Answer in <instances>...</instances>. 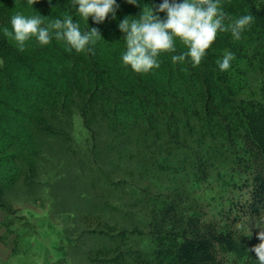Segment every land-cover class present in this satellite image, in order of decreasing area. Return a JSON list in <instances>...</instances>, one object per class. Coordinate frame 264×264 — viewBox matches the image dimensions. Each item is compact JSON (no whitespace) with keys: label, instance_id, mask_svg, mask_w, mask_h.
<instances>
[{"label":"trees","instance_id":"1","mask_svg":"<svg viewBox=\"0 0 264 264\" xmlns=\"http://www.w3.org/2000/svg\"><path fill=\"white\" fill-rule=\"evenodd\" d=\"M117 3L116 20L95 24L73 0H0V211L8 214L0 226L11 231L16 203L48 200L68 240L75 237L67 257L48 264H222L219 248L249 253L252 242L187 219L183 198L188 181L205 182L227 164L252 181L264 209V0H222L232 19L254 17L239 41L218 33L198 67L164 53L147 74L120 60L118 24L142 7ZM18 12L46 22L71 16L102 38L94 53L34 38L21 52L3 35ZM186 50L177 41V54ZM227 51L235 59L220 72ZM77 115L89 133L84 143L75 137Z\"/></svg>","mask_w":264,"mask_h":264},{"label":"clouds","instance_id":"2","mask_svg":"<svg viewBox=\"0 0 264 264\" xmlns=\"http://www.w3.org/2000/svg\"><path fill=\"white\" fill-rule=\"evenodd\" d=\"M27 2L33 6L37 0ZM125 2L142 7V11L138 17L125 16L118 24L125 44L120 60L123 66L139 74L159 69V57L164 53L171 54L173 63L187 60L192 67H198L218 33H230L232 39L239 41L242 33L254 21L248 12L232 19L224 11L222 0H162L158 6H148L143 4V0ZM73 4L84 21L88 22L91 18L95 24L104 23L109 16L116 20L120 8L117 0H73ZM159 13H165L164 18ZM45 18L40 14L24 15L18 12L10 18L11 30L4 28L3 35L14 41L21 52L34 38L42 47L55 40L63 42L69 51L94 53L93 46L102 38L97 28L88 26V30H82L71 16L48 22ZM177 41L187 50L177 54ZM234 59V53L225 52L217 61L219 71H228ZM259 228L257 239L260 243L248 251L255 254L257 264H264V228Z\"/></svg>","mask_w":264,"mask_h":264},{"label":"rangeland","instance_id":"3","mask_svg":"<svg viewBox=\"0 0 264 264\" xmlns=\"http://www.w3.org/2000/svg\"><path fill=\"white\" fill-rule=\"evenodd\" d=\"M88 136L89 133L84 127L82 117L77 115L75 117V137L79 142L84 143ZM163 180L165 184H169V180L164 178ZM187 187L189 188V194L184 195L183 198V207L187 219L193 217V221L199 224L202 229L228 231V233H234L237 238L252 242L253 245L260 243L257 239V233L260 231L259 227L264 228V224H261L264 223L262 221L264 209L256 207L255 186L236 166L219 165L207 181L201 183L188 181ZM15 205H22L31 208L32 211L40 212L38 224L35 221H30L28 216H26L27 218L24 216L23 227H29L31 231H38L39 229L45 231H42L44 238L40 239V244H43L41 247H28V262L30 264L52 263L50 260H52L53 249L50 250L52 247L49 244L50 240H56V242H53V246L58 248V259L67 257L70 242L74 241L75 237H71L70 241L68 240L65 233L64 216L51 215L48 200L37 204L32 201H23ZM21 212L24 213V210H21ZM44 213H46V217L49 216L48 224ZM186 223L185 221L184 225ZM183 231V229L180 230V233ZM143 241L145 247H153V242L147 235ZM23 251L24 248L19 241H15L14 259L18 258ZM218 258L222 264H257L256 256L251 252L236 254L219 248ZM19 262L11 261L7 264H19Z\"/></svg>","mask_w":264,"mask_h":264},{"label":"crops","instance_id":"4","mask_svg":"<svg viewBox=\"0 0 264 264\" xmlns=\"http://www.w3.org/2000/svg\"><path fill=\"white\" fill-rule=\"evenodd\" d=\"M16 208L18 209V212L17 214H15L14 224L10 227V233H7V228L4 225L0 226V264H7L11 261H20L19 264H30L27 259L29 258V253L27 252V250L29 249L28 247L38 248L39 246L41 247L43 245L42 243L40 244V239L42 240V238H44L42 235V231H45L42 229H39L38 231H31L29 227H23L22 224L25 222V219L22 220L20 218L21 216H28V219L30 221H35L38 224V221L40 220V212L36 210L32 211L31 208H27L22 205L16 206ZM21 210H24V213H22ZM44 214L46 222L48 224L49 216L47 214L48 217H46V213ZM7 218L8 214L6 212L0 211V222L3 223ZM5 235L7 236L6 240L4 241L1 239V237ZM15 241H19L20 245L24 248V251L16 259H14L13 256ZM54 241L56 242V240L49 241V244H51L50 246H52L50 250L53 249V255L51 256L52 260H50L51 262H55L58 260V248L53 246Z\"/></svg>","mask_w":264,"mask_h":264}]
</instances>
